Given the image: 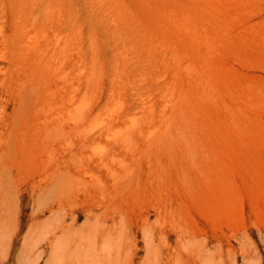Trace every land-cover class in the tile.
I'll list each match as a JSON object with an SVG mask.
<instances>
[{"label": "rangeland", "instance_id": "1", "mask_svg": "<svg viewBox=\"0 0 264 264\" xmlns=\"http://www.w3.org/2000/svg\"><path fill=\"white\" fill-rule=\"evenodd\" d=\"M22 81L53 107L59 173L79 162L160 160V191L131 194L132 215L140 202L172 201L178 222L161 221L170 252L264 264V0H0V111L18 107ZM21 129L20 212L0 228V264H62L61 237H78L87 222L67 214L69 231L33 245L50 215L36 211L31 185L47 151L29 123ZM178 223L195 235L189 243L177 244Z\"/></svg>", "mask_w": 264, "mask_h": 264}, {"label": "bare ground", "instance_id": "2", "mask_svg": "<svg viewBox=\"0 0 264 264\" xmlns=\"http://www.w3.org/2000/svg\"><path fill=\"white\" fill-rule=\"evenodd\" d=\"M27 86L29 83L25 81L18 85L14 94L19 104L11 114L0 111V228L10 223L8 216L16 217V210L20 212L18 187L22 178L13 172V160L19 152L18 143L23 139L21 126L27 122L34 131L33 143L47 151V160H38L32 174V189L39 200L36 211H50L48 221L30 234L33 245L56 237L57 229L69 231L70 224H65V217L70 214L72 220L84 216L87 223L78 237H61V252L66 257L62 264H134L133 258L139 251H144L139 264H205L200 251L186 247L181 251L177 245L170 252V246L165 243L166 233L161 221L170 217L179 220L177 207L172 201L140 202L138 212L132 215L134 207H131L135 202L131 194L136 191L159 192V179L168 173L165 164L160 160L148 161L144 165L126 160H97L79 162L75 172L64 168L59 173L58 162L54 160L53 107L48 101L29 96L24 91ZM183 172L186 174L182 168L181 175H178L184 176ZM11 202L15 203V212ZM151 208L156 210L155 223L149 220ZM93 209L100 210L94 212ZM177 226V244L184 240L189 243L195 237L186 226L180 223ZM24 227L19 215L17 228L22 230ZM134 228L142 236L143 248L136 244L132 233ZM155 239L159 243L154 242ZM95 240L100 241L98 246ZM209 254L206 264H213L214 254ZM73 257L76 259L72 260ZM54 264L61 263L56 260Z\"/></svg>", "mask_w": 264, "mask_h": 264}]
</instances>
